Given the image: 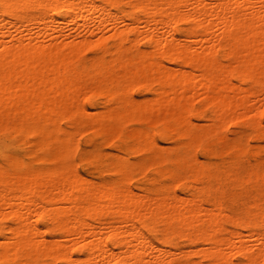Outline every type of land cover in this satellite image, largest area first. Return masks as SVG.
<instances>
[{
	"label": "bare ground",
	"instance_id": "1",
	"mask_svg": "<svg viewBox=\"0 0 264 264\" xmlns=\"http://www.w3.org/2000/svg\"><path fill=\"white\" fill-rule=\"evenodd\" d=\"M0 264H264V0H0Z\"/></svg>",
	"mask_w": 264,
	"mask_h": 264
},
{
	"label": "rangeland",
	"instance_id": "2",
	"mask_svg": "<svg viewBox=\"0 0 264 264\" xmlns=\"http://www.w3.org/2000/svg\"><path fill=\"white\" fill-rule=\"evenodd\" d=\"M118 26L122 27L123 25L119 24ZM66 29H69V31H66V33H69L72 36V38H75V37H77L80 34L83 35L84 32H88V31L89 32L86 33V35H91V39L98 38L101 35L100 28L99 29L98 28H94L92 30V34H90L91 29L81 28V27L76 28L72 24L69 23V25H67Z\"/></svg>",
	"mask_w": 264,
	"mask_h": 264
}]
</instances>
